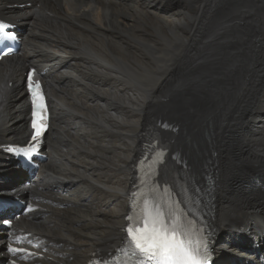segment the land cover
I'll use <instances>...</instances> for the list:
<instances>
[{
  "label": "bare ground",
  "instance_id": "bare-ground-1",
  "mask_svg": "<svg viewBox=\"0 0 264 264\" xmlns=\"http://www.w3.org/2000/svg\"><path fill=\"white\" fill-rule=\"evenodd\" d=\"M28 1L0 2L23 39L0 60V144L28 135L22 73L34 66L48 158L21 186L0 157V192L42 208L16 221L42 255L30 264H85L117 246L152 125L175 130L182 167L210 162L216 264H264V0Z\"/></svg>",
  "mask_w": 264,
  "mask_h": 264
},
{
  "label": "snow or ice",
  "instance_id": "snow-or-ice-1",
  "mask_svg": "<svg viewBox=\"0 0 264 264\" xmlns=\"http://www.w3.org/2000/svg\"><path fill=\"white\" fill-rule=\"evenodd\" d=\"M5 27L0 24V32ZM28 87L33 105L32 140L37 141L47 127V106L39 82L33 84L32 74L28 76ZM127 234L136 252L150 264H208L206 246L202 249L199 242L185 240L178 227L166 222L160 211L146 213L142 224L129 226Z\"/></svg>",
  "mask_w": 264,
  "mask_h": 264
},
{
  "label": "rangeland",
  "instance_id": "rangeland-1",
  "mask_svg": "<svg viewBox=\"0 0 264 264\" xmlns=\"http://www.w3.org/2000/svg\"><path fill=\"white\" fill-rule=\"evenodd\" d=\"M204 136V135H203ZM204 140H206V136H204ZM206 143V142H205ZM198 148L200 149V146H201V143H200V140H198ZM207 147V146H206ZM209 155H210V153H209ZM209 161H208V159H205V162L202 164V166H201V169L200 170H198L197 172H196V174L195 173H193L192 172V170L188 167V169H187V167H186V170L188 171V172H190L192 175H193V177H197V175L200 173V171L201 170H203L205 167L207 168V167H209V166H211L210 165V162H209V165H207V163H208ZM179 168H180V165L178 166ZM204 167V168H203ZM213 179H214V175H213ZM211 223H212V221H211Z\"/></svg>",
  "mask_w": 264,
  "mask_h": 264
}]
</instances>
